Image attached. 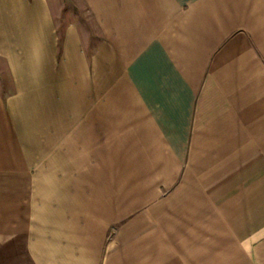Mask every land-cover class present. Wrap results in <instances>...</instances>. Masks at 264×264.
<instances>
[{"label": "crops", "instance_id": "obj_1", "mask_svg": "<svg viewBox=\"0 0 264 264\" xmlns=\"http://www.w3.org/2000/svg\"><path fill=\"white\" fill-rule=\"evenodd\" d=\"M85 2L0 0V264H264V0Z\"/></svg>", "mask_w": 264, "mask_h": 264}, {"label": "rangeland", "instance_id": "obj_2", "mask_svg": "<svg viewBox=\"0 0 264 264\" xmlns=\"http://www.w3.org/2000/svg\"><path fill=\"white\" fill-rule=\"evenodd\" d=\"M53 19L57 30L63 32L70 23H79L83 28L95 29V21L91 16L90 7L85 0H49ZM93 33V32H92ZM94 40V36H91ZM93 43V41L91 42ZM0 76L9 77V71L5 61L0 58ZM10 88L11 83L7 84Z\"/></svg>", "mask_w": 264, "mask_h": 264}]
</instances>
